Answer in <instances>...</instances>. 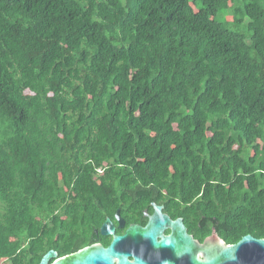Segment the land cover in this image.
Masks as SVG:
<instances>
[{
  "label": "trees",
  "instance_id": "trees-1",
  "mask_svg": "<svg viewBox=\"0 0 264 264\" xmlns=\"http://www.w3.org/2000/svg\"><path fill=\"white\" fill-rule=\"evenodd\" d=\"M163 198L264 239V0H0V264Z\"/></svg>",
  "mask_w": 264,
  "mask_h": 264
},
{
  "label": "water",
  "instance_id": "water-1",
  "mask_svg": "<svg viewBox=\"0 0 264 264\" xmlns=\"http://www.w3.org/2000/svg\"><path fill=\"white\" fill-rule=\"evenodd\" d=\"M153 206L154 214L149 217L147 225H131L123 236H115L107 219L101 232L106 236L114 235L108 248L93 245L63 257L51 250L39 264H264V239L247 235L235 244H226L213 230L211 237L200 244L188 234L183 219L173 221L161 214V207ZM166 230L170 231L169 235H163ZM122 244L144 253L153 262L136 256L130 262L129 254L115 251Z\"/></svg>",
  "mask_w": 264,
  "mask_h": 264
},
{
  "label": "flooded vegetation",
  "instance_id": "flooded-vegetation-1",
  "mask_svg": "<svg viewBox=\"0 0 264 264\" xmlns=\"http://www.w3.org/2000/svg\"><path fill=\"white\" fill-rule=\"evenodd\" d=\"M146 201L148 202V205L143 208L142 217H138L137 214H135V213L133 214L130 212L128 214L126 211H121V209H117L115 212H113V214L111 216H106L105 219L99 224H96L95 222L90 221V219H87L86 225L84 227V233H85V239H86L85 242L86 243H85L83 248L90 247L93 245H101L105 249L109 247V245L111 244V242L114 238V235H111V236L107 235L106 236V235H103L101 232V227L103 226V224L106 222L107 219H109V221L111 223L109 227L114 228V230H115L114 231L115 236H123L125 231L131 225H137L140 227H145L149 221V217L154 214V206L153 205L161 207V214L163 216L166 215L173 221L179 219L178 217H173L172 215H170V212H173V209L170 206H168V203L164 202V198L160 199L158 202L145 200L144 203H146ZM134 219L137 222H133ZM110 228H108L107 231H109ZM187 232L189 235H191L200 244H203L204 241L206 239L210 238L212 233H213V231H212V233L210 235H208V236L204 237L202 240H200L195 235L190 233V231L188 229H187ZM164 234L169 235L170 231L166 230L165 233L163 232V235ZM218 238L222 239L220 236H218ZM158 240H160V238H158ZM115 251L129 254L130 257L128 258V260L130 262L133 260V256H136V257H138V258H140L146 262H149V263L153 262L152 259L149 258L148 256H146L144 253H139L138 251L133 250L132 248L127 246V244L126 245L125 244L118 245L115 248ZM58 256H59V254H58ZM51 263L52 262H50V264ZM114 263H116V259H115Z\"/></svg>",
  "mask_w": 264,
  "mask_h": 264
}]
</instances>
